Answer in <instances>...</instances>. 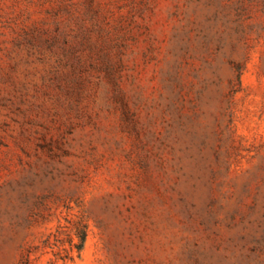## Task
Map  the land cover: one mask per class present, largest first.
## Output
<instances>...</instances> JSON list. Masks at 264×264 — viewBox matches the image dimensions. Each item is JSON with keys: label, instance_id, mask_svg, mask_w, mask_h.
<instances>
[{"label": "rangeland", "instance_id": "rangeland-1", "mask_svg": "<svg viewBox=\"0 0 264 264\" xmlns=\"http://www.w3.org/2000/svg\"><path fill=\"white\" fill-rule=\"evenodd\" d=\"M0 264H264V0H0Z\"/></svg>", "mask_w": 264, "mask_h": 264}]
</instances>
